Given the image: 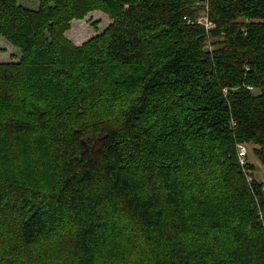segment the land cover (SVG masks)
<instances>
[{"label":"trees","instance_id":"obj_1","mask_svg":"<svg viewBox=\"0 0 264 264\" xmlns=\"http://www.w3.org/2000/svg\"><path fill=\"white\" fill-rule=\"evenodd\" d=\"M39 1L0 0V264H264V0Z\"/></svg>","mask_w":264,"mask_h":264},{"label":"rangeland","instance_id":"obj_2","mask_svg":"<svg viewBox=\"0 0 264 264\" xmlns=\"http://www.w3.org/2000/svg\"><path fill=\"white\" fill-rule=\"evenodd\" d=\"M20 3L32 9H38L40 6L39 0H20ZM111 23L112 20L106 13L100 10H94L89 12L84 18L73 19L70 29L66 32V36L75 44L82 45L93 36L101 33ZM20 57V49L5 37H1L0 62L19 61ZM248 160L257 165L255 175L259 180H263L264 165L254 156L251 144H249Z\"/></svg>","mask_w":264,"mask_h":264},{"label":"built area","instance_id":"obj_3","mask_svg":"<svg viewBox=\"0 0 264 264\" xmlns=\"http://www.w3.org/2000/svg\"><path fill=\"white\" fill-rule=\"evenodd\" d=\"M198 5L200 8L197 14L195 15V21L199 24L206 26L207 30L212 29L215 26V24L210 18L209 0L200 1ZM249 144L250 143L238 144V154H239L240 162L242 163L243 166L248 164ZM247 175L249 180L251 181L253 178L252 171H247Z\"/></svg>","mask_w":264,"mask_h":264}]
</instances>
